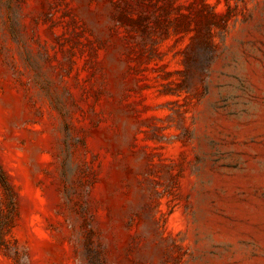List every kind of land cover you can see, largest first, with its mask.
<instances>
[{
	"label": "rangeland",
	"instance_id": "1",
	"mask_svg": "<svg viewBox=\"0 0 264 264\" xmlns=\"http://www.w3.org/2000/svg\"><path fill=\"white\" fill-rule=\"evenodd\" d=\"M0 264H264V0H0Z\"/></svg>",
	"mask_w": 264,
	"mask_h": 264
},
{
	"label": "trees",
	"instance_id": "2",
	"mask_svg": "<svg viewBox=\"0 0 264 264\" xmlns=\"http://www.w3.org/2000/svg\"><path fill=\"white\" fill-rule=\"evenodd\" d=\"M0 181H1L4 189L6 190V192H8V194L11 193L12 192V186L4 174H2V176H0ZM9 206H10V210H11V211H9V213H6L3 210V208L0 207V247H1V244H3V242L5 241L4 234H5L6 230L10 228L11 223H12L11 212H12V210H14V207H15V202L12 200V198H10V200H9Z\"/></svg>",
	"mask_w": 264,
	"mask_h": 264
}]
</instances>
